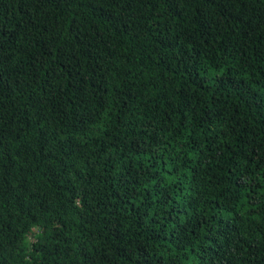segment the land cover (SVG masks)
Wrapping results in <instances>:
<instances>
[{"label": "trees", "instance_id": "trees-1", "mask_svg": "<svg viewBox=\"0 0 264 264\" xmlns=\"http://www.w3.org/2000/svg\"><path fill=\"white\" fill-rule=\"evenodd\" d=\"M0 264H264V0H0Z\"/></svg>", "mask_w": 264, "mask_h": 264}]
</instances>
